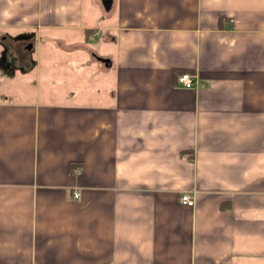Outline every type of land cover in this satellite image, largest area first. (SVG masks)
I'll list each match as a JSON object with an SVG mask.
<instances>
[{
	"label": "crops",
	"instance_id": "1",
	"mask_svg": "<svg viewBox=\"0 0 264 264\" xmlns=\"http://www.w3.org/2000/svg\"><path fill=\"white\" fill-rule=\"evenodd\" d=\"M83 1L0 0V264H264V0Z\"/></svg>",
	"mask_w": 264,
	"mask_h": 264
},
{
	"label": "rangeland",
	"instance_id": "2",
	"mask_svg": "<svg viewBox=\"0 0 264 264\" xmlns=\"http://www.w3.org/2000/svg\"><path fill=\"white\" fill-rule=\"evenodd\" d=\"M83 6L86 12L85 17L89 19L88 23L93 27H97L99 29L98 31L104 34V28H102L103 26H101V12H104V10L106 9H103V7L100 6L98 0H84ZM57 38L58 40L55 42V45L58 49H62V45L69 43V41L71 40V36L61 33L57 35ZM94 39L96 40L95 37ZM95 40H90L92 46H97V44H99L96 43ZM49 48V43L43 42L41 46L36 49V51L34 50L35 53H33V58H31L33 67L30 70L28 76H26L25 78H19L20 74H17L15 78L16 80L23 79L27 83L30 82L28 85H22L23 90L21 91H23L24 93L28 94V92L30 91L29 87L34 86L33 82L35 81V78H38V81L41 83V87L47 82L55 84L57 87L54 91L60 94L63 90H65V87L68 84H70V86H74L75 88H81L88 83V80L96 75L95 72H93V69H88L90 67L86 69L81 64V62L83 63L84 61L79 55H75L73 57V60L76 62L75 64H69L71 57L69 56V53L64 50H61L60 53L56 55V64L54 63L51 66L49 64V61L52 59V57L49 58L48 54L46 53ZM46 67L48 70H51V73L47 71L44 73V69H46ZM4 69L5 67L0 64V71ZM39 71H41V73ZM45 91V89H41V94L39 95L44 96Z\"/></svg>",
	"mask_w": 264,
	"mask_h": 264
},
{
	"label": "built area",
	"instance_id": "3",
	"mask_svg": "<svg viewBox=\"0 0 264 264\" xmlns=\"http://www.w3.org/2000/svg\"><path fill=\"white\" fill-rule=\"evenodd\" d=\"M176 83L179 87L184 88H194L199 86V81L195 75H192L189 72H182L176 77ZM79 173V170H76ZM74 197L77 198L78 194H74ZM182 203L192 206L194 204V200L190 194L186 193L181 196Z\"/></svg>",
	"mask_w": 264,
	"mask_h": 264
},
{
	"label": "water",
	"instance_id": "4",
	"mask_svg": "<svg viewBox=\"0 0 264 264\" xmlns=\"http://www.w3.org/2000/svg\"><path fill=\"white\" fill-rule=\"evenodd\" d=\"M104 3H105L107 6H109L110 1H109V0H105Z\"/></svg>",
	"mask_w": 264,
	"mask_h": 264
},
{
	"label": "trees",
	"instance_id": "5",
	"mask_svg": "<svg viewBox=\"0 0 264 264\" xmlns=\"http://www.w3.org/2000/svg\"><path fill=\"white\" fill-rule=\"evenodd\" d=\"M73 167H74V165H70V167H69V168H70V169H72Z\"/></svg>",
	"mask_w": 264,
	"mask_h": 264
}]
</instances>
